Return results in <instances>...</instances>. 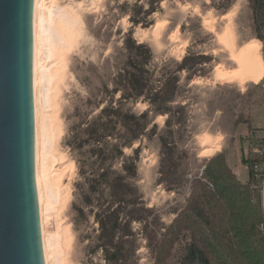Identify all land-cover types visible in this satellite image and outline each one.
I'll return each instance as SVG.
<instances>
[{
    "label": "rangeland",
    "instance_id": "rangeland-1",
    "mask_svg": "<svg viewBox=\"0 0 264 264\" xmlns=\"http://www.w3.org/2000/svg\"><path fill=\"white\" fill-rule=\"evenodd\" d=\"M150 1L41 0L34 9L48 15L50 28L35 153L47 264H105L97 216L107 227L117 219L114 245L124 255L117 264H151L147 228L134 211L163 232L185 207L192 181L221 152L238 179H248L241 160L250 132L264 131V78L240 82L219 70L235 74L230 49L252 43L264 65L252 0H153V25L133 27L129 10H146ZM129 32L150 49L148 85L138 99L118 100L112 91ZM105 104L113 110L99 121ZM126 161L134 175L124 171ZM116 181L130 191H118Z\"/></svg>",
    "mask_w": 264,
    "mask_h": 264
},
{
    "label": "trees",
    "instance_id": "trees-1",
    "mask_svg": "<svg viewBox=\"0 0 264 264\" xmlns=\"http://www.w3.org/2000/svg\"><path fill=\"white\" fill-rule=\"evenodd\" d=\"M154 3L151 0L146 10L134 6L127 14V21L133 27H150L154 23L150 18L156 12ZM251 10L255 37L262 42L264 0H252ZM128 34L124 42L127 60L115 76L112 91L118 95V100L126 97L138 99L143 96L148 85L146 65L151 57L150 49L133 40L131 32ZM185 61L186 58H183L182 63ZM101 107L99 121L107 116L112 105L105 104ZM241 120L242 116L238 117L233 129L241 124ZM253 133L250 132L251 136L245 139L246 153L241 160L248 177L254 163L258 161L251 149L263 144L252 136ZM101 138L97 139L101 141ZM129 164L130 166L127 161L124 162L123 169L127 174L134 175L135 166L133 163ZM174 166V162H169L168 170ZM114 187L120 192L130 191L129 186L120 181H116ZM147 213L151 215V212ZM107 215L113 216L114 213L108 212ZM133 216L136 220H142L147 228L146 245L153 252L151 264H167L172 258H176L177 264H264V230L260 229L263 215L259 193L250 187L248 179L243 182L238 179L224 152L217 154L206 164L201 179L192 181L185 207L163 232H159L141 211H134ZM97 221L101 227L99 248L105 254V264H117L118 259L124 256L122 246L114 245L117 219H113L110 227L104 224L101 216H97ZM111 246L115 249L113 252L109 250Z\"/></svg>",
    "mask_w": 264,
    "mask_h": 264
},
{
    "label": "water",
    "instance_id": "water-1",
    "mask_svg": "<svg viewBox=\"0 0 264 264\" xmlns=\"http://www.w3.org/2000/svg\"><path fill=\"white\" fill-rule=\"evenodd\" d=\"M34 0H0V264H45L35 178Z\"/></svg>",
    "mask_w": 264,
    "mask_h": 264
},
{
    "label": "bare ground",
    "instance_id": "bare-ground-1",
    "mask_svg": "<svg viewBox=\"0 0 264 264\" xmlns=\"http://www.w3.org/2000/svg\"><path fill=\"white\" fill-rule=\"evenodd\" d=\"M41 0H34V9L40 7ZM48 18V15H47ZM46 16L40 14L33 15V104H34V117H35V153L37 149V138L39 136V131L41 126L39 124L38 118L40 117L42 100H45V78L44 74L41 72V59L44 55V49L47 46L48 38H49V26L48 19ZM50 23V22H49ZM229 33H225V37H227ZM257 44L252 43L243 47L240 52L235 53V51L230 49V61L236 66V73H221L219 70V74L221 77L225 78H233L240 82L251 81L254 84H257L264 78V65L260 61L257 52ZM43 71V70H42ZM45 71V70H44ZM42 82L41 86H37V82ZM47 102V101H46ZM44 102V103H46ZM44 105V104H43ZM43 108V107H42ZM36 178V172H35ZM38 204H39V212H40V222L43 221V211L40 208L41 195L38 193ZM41 225V223H40ZM43 252H44V260L47 264V244L43 242ZM49 246V245H48Z\"/></svg>",
    "mask_w": 264,
    "mask_h": 264
},
{
    "label": "built area",
    "instance_id": "built-area-1",
    "mask_svg": "<svg viewBox=\"0 0 264 264\" xmlns=\"http://www.w3.org/2000/svg\"><path fill=\"white\" fill-rule=\"evenodd\" d=\"M252 136L259 142H263L260 146H255L251 149V153L258 161L252 167L248 182L250 187L259 193L260 207L263 215V222L260 225V229L264 230V131H256Z\"/></svg>",
    "mask_w": 264,
    "mask_h": 264
}]
</instances>
